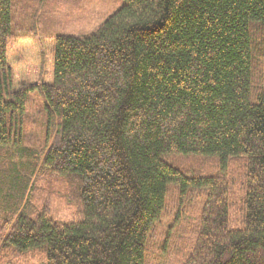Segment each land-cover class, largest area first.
<instances>
[{
	"label": "trees",
	"instance_id": "obj_1",
	"mask_svg": "<svg viewBox=\"0 0 264 264\" xmlns=\"http://www.w3.org/2000/svg\"><path fill=\"white\" fill-rule=\"evenodd\" d=\"M13 7L0 0V264H145L171 188L178 214L200 205L176 264H264V0H123L87 36L38 40L13 33ZM53 176L67 222L31 200Z\"/></svg>",
	"mask_w": 264,
	"mask_h": 264
},
{
	"label": "rangeland",
	"instance_id": "obj_2",
	"mask_svg": "<svg viewBox=\"0 0 264 264\" xmlns=\"http://www.w3.org/2000/svg\"><path fill=\"white\" fill-rule=\"evenodd\" d=\"M12 2L13 33L28 35L30 29L34 28L37 40L42 36L51 35L87 36L123 4V0H12ZM35 104H38L36 97L34 105L29 109V120L25 126V137L31 145L36 143L38 145L42 141L44 130L43 119L37 112L40 107L35 110L37 106ZM175 162L185 168L183 165L190 161L180 158ZM42 178L36 180L31 200L39 205L45 203L51 217L56 221L67 222L73 207L65 198L63 178L59 176H53L48 180ZM175 200L176 194L171 188L167 195L166 210L153 239L147 246L145 264H176L183 247L186 248L184 245L191 238L187 228L191 218L200 211L199 199L195 198L187 204L180 214L175 211L176 205H172ZM9 259L11 262L8 264H44V256L39 251H29L14 257L9 255Z\"/></svg>",
	"mask_w": 264,
	"mask_h": 264
}]
</instances>
